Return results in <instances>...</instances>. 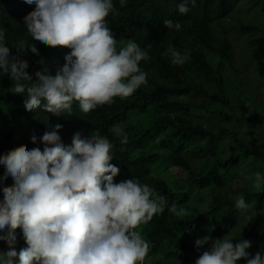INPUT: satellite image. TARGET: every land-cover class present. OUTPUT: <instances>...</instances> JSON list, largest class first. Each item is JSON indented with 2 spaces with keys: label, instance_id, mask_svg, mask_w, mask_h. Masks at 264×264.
<instances>
[{
  "label": "trees",
  "instance_id": "trees-1",
  "mask_svg": "<svg viewBox=\"0 0 264 264\" xmlns=\"http://www.w3.org/2000/svg\"><path fill=\"white\" fill-rule=\"evenodd\" d=\"M248 1L252 10L260 4L264 7V0H197L182 15L176 9L181 0H126L124 7L113 0L115 9L106 22L118 47L133 41L141 48L151 44L150 58L139 65L147 73V83L129 97L114 98L87 114L74 102L70 114L56 117L39 108L28 114L24 108L27 97L11 95L10 79L0 76V126L5 127L0 133V160L22 149L40 147L43 151V145L33 144L30 137L42 136L48 130L46 123L62 125L58 134L65 145H71L76 132L82 137L96 132L116 144L112 163L121 169L117 182L136 178L165 197L162 212L137 229L151 245L144 264H194L208 247L197 249L196 239L222 238L229 232L233 238L240 234L237 239L251 242V255L264 254V188L253 189L250 179L257 171L264 174V120L250 114L245 106L248 94L236 88L243 87L236 82L241 74L246 77V71L235 62L228 37L230 31L251 35L249 60L259 63L260 71L254 75L261 74L264 30L233 17L235 9ZM34 11L23 0H0V28L5 30L13 56L18 51L16 43L29 39L23 25ZM164 19L179 21L181 30L163 27ZM170 44L181 51L188 49L190 59L173 65L162 55ZM36 48L39 59L29 54L25 61L33 80L44 69L55 74L70 52L63 46ZM228 69L232 72L230 86L225 79ZM116 124L128 135L124 145L109 131ZM243 171L246 175L239 174ZM3 175L0 171V179ZM238 178L243 183L241 191H228ZM12 187L11 181L4 186L5 190ZM239 195L250 204L248 209H235ZM172 204L183 207L186 215L172 214ZM16 233L19 252L26 245L20 229ZM237 264H245L244 259Z\"/></svg>",
  "mask_w": 264,
  "mask_h": 264
},
{
  "label": "clouds",
  "instance_id": "clouds-1",
  "mask_svg": "<svg viewBox=\"0 0 264 264\" xmlns=\"http://www.w3.org/2000/svg\"><path fill=\"white\" fill-rule=\"evenodd\" d=\"M197 0H181L176 5L187 14ZM35 11L24 22L27 37L14 46L16 56L5 42L0 28V76L12 83L11 95L27 97L28 114L36 109L61 117L72 112L74 102L82 113L112 103L114 98H127L147 83V73L139 65L147 61L151 44L141 48L136 42L118 47L106 17L113 12V0H23ZM121 7L126 0H119ZM163 27L180 31L181 23L164 19ZM70 49L62 67L55 74L44 69L28 75L29 56L39 59L36 46ZM162 55L173 65L190 59L188 49L181 51L169 45ZM48 120V117H47ZM42 136L32 134V149H22L0 160V264H144L150 243L137 230L154 215L162 212L165 197L136 178L116 181L121 169L113 164L116 144L107 136L92 132L72 136L65 145L58 134L62 125L46 123ZM109 131L128 142L124 128L113 125ZM122 150V148H121ZM251 187L264 188V174H252ZM11 181V190L4 186ZM236 210L250 204L243 195L235 199ZM169 211L186 215L183 207L172 204ZM20 229L25 247L16 250ZM204 236L195 240L202 251L194 264H264V254L251 255L249 240ZM236 240L233 243V240ZM178 264H181L178 261Z\"/></svg>",
  "mask_w": 264,
  "mask_h": 264
},
{
  "label": "rangeland",
  "instance_id": "rangeland-1",
  "mask_svg": "<svg viewBox=\"0 0 264 264\" xmlns=\"http://www.w3.org/2000/svg\"><path fill=\"white\" fill-rule=\"evenodd\" d=\"M261 6L255 7L254 10L250 9L251 5L250 2L240 4L234 11L233 17L236 19H240L242 22L251 23L257 26H260L264 30V10L262 4ZM233 17L230 18V23L233 20ZM250 34H238L236 31H230L228 33V37L233 43V53L236 64L239 65L244 71L246 77H242L241 74L237 82H241L243 87H236L237 89H244L243 94H248L247 98H245V106H248L250 109V114L255 115L259 120H264V70L260 72L259 75H254L260 71L259 63L257 62H250V53L252 52V47L249 48L250 43ZM250 49V51H249ZM231 70L228 69L227 73L225 74V79L227 80L228 85L231 84ZM258 76V77H257ZM234 83V86L236 85ZM245 83V84H244ZM240 84V83H239ZM244 96V95H243ZM244 99V98H243ZM264 127V125H263ZM5 127L0 126V133L4 131ZM236 129L241 132L243 136H247V133L242 131L241 126L237 125ZM256 138H259V135H256ZM261 139V142L264 144V137ZM249 163V161H247ZM260 164L254 165V168H248L247 173L250 174L251 171H255V168H258ZM264 165V163H263ZM249 166V165H248ZM252 166V165H251ZM239 174L246 175V171L239 172ZM183 174L179 175L182 176ZM243 183L240 179H236L233 184L228 187V191H241L243 188ZM199 199V197H197ZM5 246H0V251H5Z\"/></svg>",
  "mask_w": 264,
  "mask_h": 264
}]
</instances>
